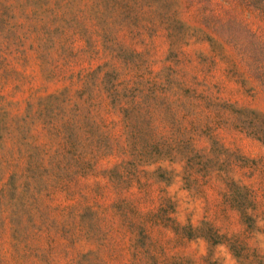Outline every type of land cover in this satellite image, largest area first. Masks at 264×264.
<instances>
[{
	"label": "rangeland",
	"instance_id": "rangeland-1",
	"mask_svg": "<svg viewBox=\"0 0 264 264\" xmlns=\"http://www.w3.org/2000/svg\"><path fill=\"white\" fill-rule=\"evenodd\" d=\"M0 264H264V0H0Z\"/></svg>",
	"mask_w": 264,
	"mask_h": 264
}]
</instances>
